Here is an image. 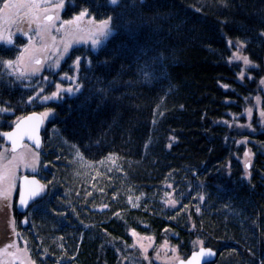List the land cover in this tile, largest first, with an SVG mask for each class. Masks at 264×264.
I'll return each instance as SVG.
<instances>
[{"label": "trees", "instance_id": "trees-1", "mask_svg": "<svg viewBox=\"0 0 264 264\" xmlns=\"http://www.w3.org/2000/svg\"><path fill=\"white\" fill-rule=\"evenodd\" d=\"M61 10L65 22L85 10L111 18L114 35L97 51L72 47L30 83L0 69V147L21 117L52 111L41 149L22 148L38 157L29 175L43 193L15 208L28 225L10 248L28 264H160L134 247L138 232L178 260L201 241L218 253L211 264H264V0H66ZM12 39L0 43L4 61L30 41ZM69 76L77 93L43 99Z\"/></svg>", "mask_w": 264, "mask_h": 264}, {"label": "rangeland", "instance_id": "rangeland-1", "mask_svg": "<svg viewBox=\"0 0 264 264\" xmlns=\"http://www.w3.org/2000/svg\"><path fill=\"white\" fill-rule=\"evenodd\" d=\"M66 0H35L36 3L41 4L42 9L47 8V14H53L54 16H58V19L54 21L56 28L60 29V31H56L55 29L50 27V23L46 22L43 19V16L45 15L44 11L41 10L37 14L41 17L39 24H32L31 25V31H29V25L27 23L20 24L18 17H13L17 20V24H12L8 26V31L4 30V20L3 17L0 16V35L8 36L11 35V38L16 39V37L23 36L24 38L31 37L30 41H27L25 45L22 47V50L20 51L18 57L23 55L24 59L20 63L15 65V70L18 72H23L25 75L22 78H19L20 80H27L29 83L31 82V79H38L39 77H43V73L46 71H49L51 69L53 70H59L61 68V65L63 61L66 59L68 54L70 53V49L76 45H82V46H88L93 50V47L90 43V41L85 42L88 40V37L96 31L97 26L101 22H94L92 18L89 17V15L84 16L81 20L75 21L74 24H61L62 21L65 22V19L62 15V8H57L56 5L59 3H63V6L65 4ZM8 2V1H7ZM13 2H20V0H13ZM28 2H31V0H28ZM15 11V10H13ZM25 11H29L27 9H21L20 10V16H23ZM79 15H76V17ZM74 20V19H73ZM72 19H69V21H73ZM12 27V28H11ZM18 27L24 29L27 32V36L23 34L18 33ZM112 27V26H111ZM14 28V29H13ZM39 30L40 35H37L36 32ZM61 34H60V33ZM59 33V38L56 39L55 44H58L59 49L63 48V44L61 43L62 40H66L64 33H69L70 36L74 39V41H80V42H73L72 46L69 48V51L67 54H63L62 52L57 51V46L54 44L53 37ZM41 35L43 39H41ZM52 45V46H51ZM104 45V44H103ZM28 48V52H24V48ZM52 48V49H51ZM100 48V47H99ZM98 48V49H99ZM51 49V51H50ZM96 49L95 51H97ZM62 56V59H59L58 66L54 61L57 60L58 57ZM245 57L242 55L240 51H236L234 53V58L236 57ZM17 57V58H18ZM39 59L41 60L40 65L35 64V60ZM248 59V58H247ZM242 60V59H239ZM249 60V59H248ZM249 66L256 65L251 60H249ZM243 63V60H242ZM244 64V63H243ZM39 67L40 71L36 72L35 74H32L33 69ZM46 80H48L46 78ZM57 86L60 89H72V92L67 91H61V93H68L70 95H73L77 93L80 90V85L77 83V80L69 77H63L62 82L58 83ZM58 87L56 88V92L58 91ZM44 91V87H42V90ZM53 94V93H52ZM262 108V107H261ZM49 113V115L52 114V111H43V113ZM262 109L258 108L257 113L259 114V121L261 124H264V116H261L260 113H262ZM46 116L45 118L49 117ZM254 116V109H251V111H247V123L246 127L249 129H252V119ZM231 124L232 122L229 121ZM19 152H23L25 154L26 161L30 163L32 161V157L28 155V152L33 154V152L27 150V148L21 149ZM0 155H7L11 156L12 152L10 148L7 150L5 148V145H2L0 147ZM243 160V162H245ZM4 163L3 160H0V164ZM36 168V166H35ZM33 172L31 168H25L23 166L19 167L16 171V180H15V188L10 194V200L9 201H3L0 200V204L2 207H0V233L7 234V239H4L2 236H0V264H2V261L5 264H28V262L31 263L30 257H27V253L24 250L11 249L9 244L16 245L15 237L17 233V230L20 225H22L23 219H21V224L19 222H16V216H15V208L17 210V195L19 191V179L20 176L23 174H30ZM15 206L11 209V206ZM18 211V210H17ZM11 212H13L12 216L10 217ZM15 217V218H14ZM134 238V247L136 249L138 248L141 251V256L147 260V261H156L160 264H176L177 260L180 258V253L178 249L168 242H164L161 246H157V249L155 250L154 247H156L154 238L152 236H145L143 234H140L138 232L132 233ZM199 241L198 247H202V244ZM197 247V248H198ZM4 248H8V251L5 252ZM34 264V263H33Z\"/></svg>", "mask_w": 264, "mask_h": 264}, {"label": "snow or ice", "instance_id": "snow-or-ice-1", "mask_svg": "<svg viewBox=\"0 0 264 264\" xmlns=\"http://www.w3.org/2000/svg\"><path fill=\"white\" fill-rule=\"evenodd\" d=\"M109 2L113 5L118 3V0H109ZM57 8H62L63 3H59L56 5ZM21 9H27L29 11H25L23 16H20V10ZM15 10V11H13ZM43 10L45 15L43 16V19L46 22L50 23V27L55 29L56 31H60V29L56 28L54 21L58 19V16H54L51 14H47V8H43L41 4L36 3L35 0H31V2H28V0H20V2H13V0H8V2H5V0H0V16L3 17L4 20V30L8 31V26L12 24H17V20L13 17L19 18V23H27L29 25V31H31V25L32 24H39V21L41 17L37 14L39 11ZM87 15V10L82 11L79 16L75 17L73 21H62L61 24H74L75 21L81 20L84 16ZM18 33L23 34L27 36V32L18 27ZM37 35H40L39 30L36 32ZM66 40H62L61 43L63 44L62 49H57L58 52H62L63 54H67L69 51V48L72 46L73 42H80V41H74V39L70 36L69 33H64ZM114 35L113 29L111 27V18H108L106 20L101 21V23L97 26L96 31L93 32L89 37L88 40L85 42L90 41L93 50L98 49L103 44H105L110 37ZM29 40H31V37H28ZM41 39H43L41 35ZM53 40L55 38L53 37ZM0 43H3L7 47H13L14 41L11 38V35L3 36L0 35ZM24 52H28L29 49L26 47L23 49ZM24 57L21 55L20 57L13 59V60H7L4 61L3 59H0V69H6L7 74L16 76L18 79L22 78L25 73L18 72L15 70V65L23 61ZM59 59H62V56L58 57L54 63L57 64ZM236 59H242L243 63L245 65L249 64V60L246 57H239L237 56ZM42 62L39 59L35 60L36 65H40ZM75 64L78 66L80 64V58L77 57L75 60ZM40 68L36 67L33 69L32 74H35L36 72H39ZM241 78H243V74H241ZM261 83H264L262 81ZM58 87V86H57ZM61 91H67L72 92V89H60L58 87V91L54 92L52 96H45L43 99H55ZM39 95V94H38ZM6 109H0V112H4ZM251 110H249L250 112ZM49 113H43V116H48ZM261 116H264V112L260 113ZM28 120L33 119L32 117H28ZM17 129L19 130V124H17ZM4 136H6L11 142V152L12 155L9 157L7 155H0V160H3L4 163L0 164V200L3 201H9L10 200V194L15 188V180H16V171L19 167L23 166L25 168H31L33 171H35V163L38 157L33 154V158L31 163H28L25 158V154L23 152H17V145H16V135L15 132H9L4 133ZM29 139L33 140L35 146L39 147V138L35 135H29ZM24 183L26 185L25 190L22 191L19 194V206L20 207H27L28 201L30 199L35 198L36 196H39L41 192L43 191V186H38L35 188L27 187L28 185H38V182L35 180L29 181L27 178H24ZM25 223L27 221H24ZM202 244V242H200ZM14 244H9L8 247H14ZM4 251L7 252L8 248H4ZM213 253L211 250L205 251L202 247L199 252L194 254L190 260H188L187 264H199V260L201 257L204 256H211ZM183 264V262H181Z\"/></svg>", "mask_w": 264, "mask_h": 264}, {"label": "water", "instance_id": "water-1", "mask_svg": "<svg viewBox=\"0 0 264 264\" xmlns=\"http://www.w3.org/2000/svg\"><path fill=\"white\" fill-rule=\"evenodd\" d=\"M28 117H32L33 119L28 120ZM17 124H19V130L17 129ZM44 125H45V117L43 116L42 113L34 111L31 112L23 117H21L13 126V128L5 133H9V132H15L17 133L15 139H16V145H17V152L20 151L26 144L30 145L31 147L39 150L41 149L42 145H43V129H44ZM29 135H35L38 136L39 138V147L37 148L33 142V140L29 139ZM5 142L7 145L10 146V150H11V144L12 142L6 137L4 136ZM27 178V180L32 181L35 180L38 182V185H28L27 187H38V186H43L41 180L39 179L38 176L36 175H29V174H24L22 175V177L20 178L19 181V194L25 190V183H24V178ZM43 191L41 192V194L39 196H36L33 199H30L28 201L27 207H20L19 206V194H18V198H17V210L21 213H24L28 207L30 206V204L36 200L37 198H39L42 195ZM24 221H27L26 223ZM28 225V220L26 218L23 219L22 221V226L23 227H27ZM205 251L211 250V252L213 253V255L211 256H204L201 257L199 260V264H211L214 261H216L218 253L209 248V247H202ZM201 249V247H199L198 249L194 250L189 257L185 258V259H180L176 262V264H181V262H183V264H187L188 260L191 259V257L196 254L197 252H199Z\"/></svg>", "mask_w": 264, "mask_h": 264}, {"label": "bare ground", "instance_id": "bare-ground-1", "mask_svg": "<svg viewBox=\"0 0 264 264\" xmlns=\"http://www.w3.org/2000/svg\"><path fill=\"white\" fill-rule=\"evenodd\" d=\"M51 15H53V14H51ZM1 234H2V233H0V236H1Z\"/></svg>", "mask_w": 264, "mask_h": 264}, {"label": "flooded vegetation", "instance_id": "flooded-vegetation-1", "mask_svg": "<svg viewBox=\"0 0 264 264\" xmlns=\"http://www.w3.org/2000/svg\"><path fill=\"white\" fill-rule=\"evenodd\" d=\"M9 149V148H8Z\"/></svg>", "mask_w": 264, "mask_h": 264}]
</instances>
